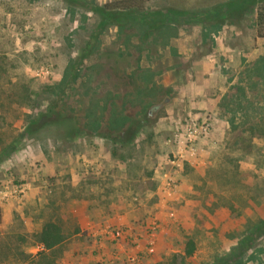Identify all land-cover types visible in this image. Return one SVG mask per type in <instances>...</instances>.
<instances>
[{"label": "rangeland", "instance_id": "obj_1", "mask_svg": "<svg viewBox=\"0 0 264 264\" xmlns=\"http://www.w3.org/2000/svg\"><path fill=\"white\" fill-rule=\"evenodd\" d=\"M69 1L0 0V264H264L255 9L206 29L225 0H149L189 12L143 43L137 25L99 29L89 1L113 0ZM92 200L100 211L71 204ZM92 220L111 232L95 249ZM47 221L64 234L51 250L36 240Z\"/></svg>", "mask_w": 264, "mask_h": 264}, {"label": "trees", "instance_id": "obj_2", "mask_svg": "<svg viewBox=\"0 0 264 264\" xmlns=\"http://www.w3.org/2000/svg\"><path fill=\"white\" fill-rule=\"evenodd\" d=\"M147 1L149 0H113L101 4L94 1L89 2L91 10L99 16L98 25L100 30L110 25H115L120 30L137 25L139 37H141L143 43H146L148 38L152 39L160 36V34L162 35L165 30L173 31L175 29L169 22V16L179 17L189 12L170 6L159 10H149L144 4ZM69 2L68 5L73 8L75 2L73 0ZM206 9L207 11L203 12L202 15V20L206 22V29H216L227 23L237 25L246 13L255 9L254 24L257 28V35L264 37V0H225ZM128 120L127 116L119 115L110 118L108 123L111 129L121 131L120 137L129 140L132 137V128H134L135 123L132 120L127 126L126 122ZM63 124L67 125L66 123ZM125 125L127 127L122 129ZM36 240L41 248L45 250H51L59 246L64 240L61 226L54 221H47L36 234ZM194 249V242L188 240L184 247L185 256H190Z\"/></svg>", "mask_w": 264, "mask_h": 264}, {"label": "crops", "instance_id": "obj_3", "mask_svg": "<svg viewBox=\"0 0 264 264\" xmlns=\"http://www.w3.org/2000/svg\"><path fill=\"white\" fill-rule=\"evenodd\" d=\"M97 160H100V161H97ZM111 161L114 160V159H110ZM102 161V159H92L91 162L93 163H100ZM103 163H105L106 161H102ZM101 162V163H102ZM116 182H114V184L116 185ZM95 189L93 191L96 190L97 187H94ZM93 189V187H92ZM91 189V190H92ZM71 204H75L77 205L79 208H83L85 207V210L88 211L90 214L91 213H95V212H98L102 209V207L99 205V201H96V200H92L90 202H84L82 203L81 201L78 202V201H72ZM104 209L103 211L104 212H107V211H111L112 209V206H111V203L109 204H104ZM92 218V217H91ZM87 232V235L86 237L88 238V240L91 241V245H92V248L95 249V247L97 246H102L104 244V237H105V234L107 232H110V229H109V224H104V225H100L99 227H94V224H93V220L92 221H88L86 224H85V228H84ZM90 233L92 235H90ZM111 233V232H110ZM79 232H77L76 234L74 235H78ZM33 250V249H31ZM76 253V255L78 254V246L74 247V249L72 250L71 252V256ZM73 259V256L71 257Z\"/></svg>", "mask_w": 264, "mask_h": 264}, {"label": "built area", "instance_id": "obj_4", "mask_svg": "<svg viewBox=\"0 0 264 264\" xmlns=\"http://www.w3.org/2000/svg\"><path fill=\"white\" fill-rule=\"evenodd\" d=\"M194 129H195V126H193L192 124L188 127V134H193L194 133ZM119 231L116 232V235H118ZM41 247V246H40Z\"/></svg>", "mask_w": 264, "mask_h": 264}]
</instances>
